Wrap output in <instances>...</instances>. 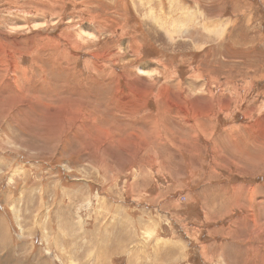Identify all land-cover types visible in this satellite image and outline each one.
Returning a JSON list of instances; mask_svg holds the SVG:
<instances>
[{
	"label": "rangeland",
	"instance_id": "1",
	"mask_svg": "<svg viewBox=\"0 0 264 264\" xmlns=\"http://www.w3.org/2000/svg\"><path fill=\"white\" fill-rule=\"evenodd\" d=\"M0 264H264V0H0Z\"/></svg>",
	"mask_w": 264,
	"mask_h": 264
},
{
	"label": "bare ground",
	"instance_id": "2",
	"mask_svg": "<svg viewBox=\"0 0 264 264\" xmlns=\"http://www.w3.org/2000/svg\"><path fill=\"white\" fill-rule=\"evenodd\" d=\"M151 31H152V30H151ZM165 34H166V36L169 38L168 42H169V43H173L174 40H172V39L169 37V35H170V30H169V31L166 30Z\"/></svg>",
	"mask_w": 264,
	"mask_h": 264
}]
</instances>
